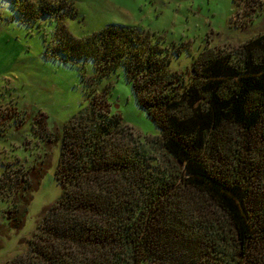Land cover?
Masks as SVG:
<instances>
[{
    "label": "trees",
    "instance_id": "16d2710c",
    "mask_svg": "<svg viewBox=\"0 0 264 264\" xmlns=\"http://www.w3.org/2000/svg\"><path fill=\"white\" fill-rule=\"evenodd\" d=\"M247 2L233 25L263 6ZM21 5L26 21L58 19L52 51L66 62L90 59L96 85L121 70L160 133L135 136L111 111L107 87L89 90L87 107L51 132L60 196L27 252L5 264H264V31L205 45L178 72L153 32L110 23L77 38L63 22L78 15L73 0L40 2L28 14L32 4ZM49 164L47 153L30 167L3 164L10 228L23 227Z\"/></svg>",
    "mask_w": 264,
    "mask_h": 264
},
{
    "label": "rangeland",
    "instance_id": "374dc122",
    "mask_svg": "<svg viewBox=\"0 0 264 264\" xmlns=\"http://www.w3.org/2000/svg\"><path fill=\"white\" fill-rule=\"evenodd\" d=\"M17 1L32 4L27 6L28 14L37 3L49 6L58 0ZM73 1L78 15H64L63 22L74 37L90 35L110 23L136 25L143 32H153L154 40H162L170 53L169 68L178 72L185 71L205 45H238L264 31V0L259 13L243 26L232 22L243 18L248 0H236L237 4L233 0ZM15 4L16 0H0V174L5 163L13 169L26 168L46 153L50 164L21 229L9 227L2 211L10 200L0 194V264L27 252V241L45 209L59 198L61 188L54 176L59 145L52 141L51 132H61L72 116L87 107L89 90L107 87L111 111L121 114L135 136L144 139L160 133L121 70L96 85L90 59L66 62L52 51L58 40V19L46 15L26 21ZM42 114L47 115L44 125L36 122Z\"/></svg>",
    "mask_w": 264,
    "mask_h": 264
}]
</instances>
